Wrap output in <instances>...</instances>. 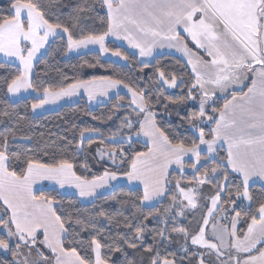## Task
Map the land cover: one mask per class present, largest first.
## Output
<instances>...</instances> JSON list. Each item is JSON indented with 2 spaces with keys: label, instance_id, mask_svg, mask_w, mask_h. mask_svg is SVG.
Instances as JSON below:
<instances>
[{
  "label": "trees",
  "instance_id": "obj_1",
  "mask_svg": "<svg viewBox=\"0 0 264 264\" xmlns=\"http://www.w3.org/2000/svg\"><path fill=\"white\" fill-rule=\"evenodd\" d=\"M15 3L33 7L49 26L65 31L72 42L103 38L109 30L103 0H4L0 2V26L13 19ZM106 49L121 55L125 62L105 58L98 51L69 55L67 39L58 37L36 61L32 89L43 94L61 91L79 82L110 79L141 97L143 114L133 108L126 94L119 93L93 108L81 99L35 116L32 107L38 102L36 98L17 102L8 98L9 88L20 78L21 69L0 61V154L7 158L11 174L23 178L30 165L48 168L68 165L84 181L101 179L107 173L127 175L134 159L146 154L149 148L138 140L119 143L110 140L138 134L146 113L154 117L158 130L169 144L193 150L202 141L212 139V129L224 104L250 86L248 79L242 91L223 99H210L200 93L192 71L176 56L162 55L150 64H142L134 54L113 42H107ZM200 104L207 107L206 117H212L208 125L200 121ZM92 132L99 135L83 139L84 134ZM93 144L114 152L118 165H98L91 152ZM200 157L206 162L193 174L170 172L165 198L152 207L143 205L141 189L125 185L114 187L89 204H83L75 195L51 188L36 192L35 197L54 204V213L65 230L64 250L76 253L85 264H94V244L100 247L102 261L106 264H135L136 254L144 255L139 251L147 252L153 264L165 261L186 264L184 254L172 241L175 232L188 228L187 222L178 221L174 212L178 195L176 179L205 180L210 189L212 187L211 192L220 196L219 210L232 205L231 215L238 219V237L244 236L264 208V188L259 185L244 188L240 178L227 169L223 150L219 149L213 160L208 161L204 153ZM184 165L194 166L192 162ZM244 193L249 195V204L243 199ZM0 210L3 212L1 204ZM5 221V217L0 219V222ZM35 243L40 254L51 262V256L44 251L42 237L38 236ZM29 244L30 241L19 240L11 243L8 235L0 232V246L6 252L0 251V264H17L23 258L21 250ZM262 249L264 244L258 246L257 252ZM141 259L143 263L147 260L144 256Z\"/></svg>",
  "mask_w": 264,
  "mask_h": 264
},
{
  "label": "crops",
  "instance_id": "obj_2",
  "mask_svg": "<svg viewBox=\"0 0 264 264\" xmlns=\"http://www.w3.org/2000/svg\"><path fill=\"white\" fill-rule=\"evenodd\" d=\"M103 2L109 18L108 33L103 38L85 39L80 43L70 41L65 31L49 26L33 7L20 3L12 6L13 19L0 26V61L13 64L22 72L23 63L28 59L29 77H23L22 72L11 85L8 91L10 101L36 98L38 102L32 107L35 116L75 104L81 99L93 108L119 93L126 94L133 102L127 87L105 78L75 83L58 92L36 93L31 86L34 65L58 37L67 39L68 53L72 56L92 51L100 52L105 58L115 55L107 51V42L122 46L142 64H150L162 55L176 56L192 71L200 93L210 99H223L242 91L249 77L250 86L243 94L233 95L224 104L212 129V139L193 150L169 144L158 130L154 117L144 115L138 134L128 139L146 144L149 151L138 155L131 172L124 176L107 173L101 179L84 181L74 174L71 166L64 165L48 171L51 180L47 182L43 174L50 168L30 165L26 175L18 178L8 171V160L0 154V204L4 215L8 214L11 233L20 242L33 244L41 236L44 251L52 259L49 262V259L40 258L39 261L46 264L85 263L76 253L64 250L65 230L54 213V204L35 197V193L44 188L75 195L83 204H89L114 187L125 185L141 189L143 205L152 207L165 198L171 171L192 174L206 162L200 157L202 153L209 161L217 158L219 149L226 154L227 169L240 178L244 188L253 185L264 188V45L255 35L262 25L263 15L259 13L264 0ZM26 43L29 50L25 56L23 45ZM94 45L96 48H92ZM77 48L90 50L83 53ZM140 106L144 108L143 103ZM185 162H192L194 167L185 166ZM181 165L188 171L181 169ZM182 183L179 187L185 192L187 185L182 186ZM208 193L211 198L219 196L211 191ZM189 204L193 201L189 200ZM219 208L216 213L221 211ZM231 213L233 229L225 220L221 225L231 230V241L248 258L264 244V208L243 237L237 236L238 219ZM213 214L215 216V211ZM261 221L263 225L259 227ZM188 229L189 226L180 231L187 232ZM214 233L220 232L215 230ZM93 249L94 264H106L102 261L100 247L94 244ZM139 252L144 255L137 253L135 259L149 258L147 252ZM235 263L238 264V259ZM162 264L175 263L165 261Z\"/></svg>",
  "mask_w": 264,
  "mask_h": 264
},
{
  "label": "rangeland",
  "instance_id": "obj_3",
  "mask_svg": "<svg viewBox=\"0 0 264 264\" xmlns=\"http://www.w3.org/2000/svg\"><path fill=\"white\" fill-rule=\"evenodd\" d=\"M4 0H0L3 2ZM262 14V25L261 28L255 33L257 39L263 42L264 45V5L259 13ZM80 43V42H77ZM99 43V42H98ZM76 43H73L75 46ZM92 48H96L95 45ZM27 43L23 45V52L26 56L28 53ZM73 50V49H72ZM76 50H82V52H87V48H77ZM74 52V50H73ZM110 60L115 62L120 61L124 63V58L119 55H110L107 57ZM26 62L23 63L22 72L23 77L28 78V66ZM248 71L250 69H247ZM251 80V77H249ZM127 89V88H126ZM132 96L133 99V108L135 110H139L140 112L144 110L141 108V104L143 103L140 96L133 93L129 89H127ZM201 105V123L202 124H210L212 121V117L207 118L205 113L206 106ZM142 113V112H141ZM143 114V113H142ZM147 114V113H146ZM145 114V115H146ZM204 121V122H203ZM202 138V133H199ZM99 134L97 132L86 133L83 136V139L96 137ZM128 137L118 138V139H111L112 143H119L123 141H128ZM204 142V141H202ZM202 144V143H201ZM91 152L93 156L98 161V165L100 164H111V165H118V162L115 160L116 156L114 152H107L100 144H93L91 146ZM181 164V163H180ZM181 169L188 168L184 165H181ZM46 168V167H45ZM48 171H53V168L46 170L43 174V179H47L44 181L50 182L51 178L49 177ZM181 178V177H180ZM180 178L176 179V185L178 186V195L176 202L174 203V212L180 222H187L189 229L187 232L178 231L173 234V242L174 246L181 250L185 256V263L186 264H264V252L261 250L257 252V249L254 251L255 253H251L248 257L242 255L243 253L239 250L236 243L231 241V230L234 226V219L230 217V213L233 210V206L229 205L225 207V209L221 210L219 213H216L218 207L220 206V196L212 197L208 193L212 190L210 189L209 184L205 180H195V181H183ZM42 180V179H41ZM183 185H187V190L184 192L179 187L180 182ZM224 187V184H222ZM180 190V192H179ZM219 195V194H217ZM189 197V198H186ZM188 199V202H187ZM243 199L246 204L250 203L249 195L247 193L243 194ZM189 200L193 201V204H189ZM188 203V204H187ZM208 205L210 209L208 211ZM215 211V216L213 212ZM5 217V222H0V232L5 235H8L10 242L15 243L17 239L15 235L11 233L10 227V220L8 218V214L4 215V212L0 210V219ZM225 220L228 225H230L231 230H227L221 225V221ZM263 225V221H261ZM229 229V228H228ZM218 230L220 233L215 234L214 231ZM199 232V234H198ZM45 250V249H44ZM0 251L3 253L5 252V248L0 246ZM23 258L17 261V264H46L45 262H40L36 258L38 256L43 257L44 254H40V252L36 248V244H29L24 250H21ZM31 259H34L31 261ZM32 262V263H31ZM140 262V263H136ZM135 264H153L151 260L148 258L146 263L142 262V259H136Z\"/></svg>",
  "mask_w": 264,
  "mask_h": 264
}]
</instances>
